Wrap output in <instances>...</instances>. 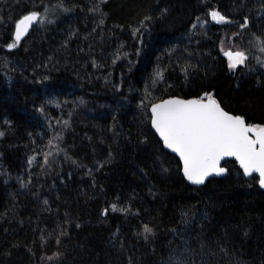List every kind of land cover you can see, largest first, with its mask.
Wrapping results in <instances>:
<instances>
[{
  "label": "trees",
  "instance_id": "16d2710c",
  "mask_svg": "<svg viewBox=\"0 0 264 264\" xmlns=\"http://www.w3.org/2000/svg\"><path fill=\"white\" fill-rule=\"evenodd\" d=\"M91 1L0 0V264H264L257 175L226 160L223 177L188 184L149 111L210 95L264 126V69L222 56L264 59V0H101L86 41ZM33 12L43 21L9 49ZM68 28L82 35L64 52L53 38ZM99 51L114 54L105 68Z\"/></svg>",
  "mask_w": 264,
  "mask_h": 264
},
{
  "label": "snow or ice",
  "instance_id": "6c2138e0",
  "mask_svg": "<svg viewBox=\"0 0 264 264\" xmlns=\"http://www.w3.org/2000/svg\"><path fill=\"white\" fill-rule=\"evenodd\" d=\"M210 15L218 23L227 22L216 11ZM42 21L43 18L35 12L20 19L15 24V38L9 49L20 43L33 24ZM247 23L245 20L241 27L246 28ZM226 55L230 69L243 65L248 58L239 51H229ZM206 100H167L151 108L152 127L164 146L179 156L184 177L192 184H204L207 177L225 173L221 160L234 157L245 176L258 174L259 184L264 188V127L246 125L243 118L223 111L210 95ZM48 155L51 153L45 154L46 163ZM144 232L150 235L152 229L145 226ZM174 264L184 262L176 260Z\"/></svg>",
  "mask_w": 264,
  "mask_h": 264
},
{
  "label": "rangeland",
  "instance_id": "374dc122",
  "mask_svg": "<svg viewBox=\"0 0 264 264\" xmlns=\"http://www.w3.org/2000/svg\"><path fill=\"white\" fill-rule=\"evenodd\" d=\"M101 0H92L90 3H89V5L87 6V8L85 9V10H82L81 12H80V18H81V20H82V18L85 20V22H84V24H82V27H83V29H85V35H82V32H80L79 33V31L78 32H76V31H73V30H71V29H67V30H65V31H61L60 33H58L59 35H57V36H55L53 39H55L56 41H57V39H58V37L60 38V43H59V47H60V45H62V46H64L65 47V50H64V52H66L68 49L69 50H71L72 49V46H71V44H70V42L73 40V38H74V36L75 35H78V38H80V36L79 35H82L81 36V39L82 40H87V38L88 37H90L93 33H94V31H92L91 29L92 28H94L96 25H97V13H98V7H97V5H98V3L100 2ZM210 20L213 22V23H217V24H219L218 22H216V21H214V20H212V18H211V15H210ZM226 20V19H225ZM227 21V20H226ZM88 22L90 23L91 22V24H90V27H91V29L89 28L88 29V26H87V24H88ZM205 25H207L206 23H205ZM33 29V28H32ZM31 29V30H32ZM87 29V30H86ZM84 33V32H83ZM65 37H66V39H65ZM69 40V41H68ZM253 41H254V44L256 45V46H258V44H259V40L258 39H253ZM261 45H259V47H260ZM78 47V46H77ZM79 49L78 48H76V51H75V53L78 51ZM83 51V50H82ZM100 53V58H99V63L101 64V66H102V68H105L106 66H107V64H109L110 63V61H111V58H113V56H114V54L112 55V54H110V53H112V52H105V53H102V51L100 52H98V54ZM247 60L245 61V63L243 64V65H240L241 66V68H243V69H245V70H250V69H256V68H259V69H264V59L263 58H261L260 56H257L255 59H254V63H253V65H250V60H251V55H247ZM55 58V57H54ZM51 59H53V57L51 58ZM39 61H40V54L39 53H36V54H34V58L31 60L30 59V61H29V63H30V66L31 67H33V69H39L40 70V72H41V74H42V76L43 77H45V76H47V74H46V70H49V69H52V68H50V63L51 62H48L49 61V59H47L45 62H44V64L43 65H41L40 63H39ZM71 63V65H77L78 64V61L77 60H74V61H72V62H70ZM88 63V62H87ZM93 63H95V62H93ZM18 64V63H17ZM97 65H98V63H97ZM84 67V64L83 65H81V67ZM53 67V66H52ZM28 162H27V164H26V167H25V171H26V169L28 168Z\"/></svg>",
  "mask_w": 264,
  "mask_h": 264
},
{
  "label": "water",
  "instance_id": "95a60500",
  "mask_svg": "<svg viewBox=\"0 0 264 264\" xmlns=\"http://www.w3.org/2000/svg\"><path fill=\"white\" fill-rule=\"evenodd\" d=\"M30 14H31V13H30ZM22 18H23V17H22ZM22 18H21V19H22ZM34 25H35V24H33V25L29 28V31H28L23 37H25V36L31 31V29L33 28ZM14 37H15V29H14ZM23 37H22V38H23ZM229 51H231V50H227V51H225V52L222 54V56H223L224 58H226L227 61H229V58H228V56L226 55V53L229 52ZM231 52H232V53H235V52H238V51H231ZM177 99H178V100H183V101L199 100V99H195V98L183 99V98H180V97H171V98H167V99H164V100H162V101H159V102H157V103H154V104L150 107V110H149V111H150V127H151V130H152V131L154 132V134L156 135V137L158 138V140L161 142L163 149H164L165 151H167L168 153L172 154V155H173L174 157H176V159L179 161V163H180V167H181V174H182L184 180H185L188 184H192V183H190V182L184 177V175H183V164H182V161L180 160L179 156H178L176 153L172 152L170 149H168V148H166V147L164 146L163 141L161 140L159 134L155 131V129L152 127V124H151V116H152L151 108H152L155 104H160V103H163V102H165V101H167V100H177ZM213 99H214V98H213ZM204 101L207 102L206 99H204ZM220 107H221V106H220ZM221 109H222L223 111H225L226 113H228V114L234 116V117H240V116H235V115H233L232 113L227 112V111L224 110L222 107H221ZM241 118H242V117H241ZM245 123H246V122H245ZM246 125H248V126H253V127H257V126H255V125H251V124H247V123H246ZM260 127H264V126H260ZM226 160H233V161H235L236 164L240 167L239 162H238L237 160H235L234 157H226V158H224L223 160H221L220 165H221L222 167H223L222 164H223ZM223 168H224V167H223ZM224 169H225V168H224ZM240 169H241V167H240ZM241 170H242V169H241ZM242 172H243V170H242ZM225 173H226V171H225ZM225 173H224L223 175H220V176H216V175L209 176V177L206 178L205 182H206L207 180H209V179H212V178H221V177H223V176L225 175ZM254 174L257 175V177H258V179H259L258 174H256V173H254ZM192 185H195V184H192ZM201 185H203V184H201ZM199 186H200V185H199ZM259 186H260V184H259ZM260 188H261L262 190H264V188H262L261 186H260Z\"/></svg>",
  "mask_w": 264,
  "mask_h": 264
},
{
  "label": "bare ground",
  "instance_id": "6f19581e",
  "mask_svg": "<svg viewBox=\"0 0 264 264\" xmlns=\"http://www.w3.org/2000/svg\"><path fill=\"white\" fill-rule=\"evenodd\" d=\"M97 23H98V21H97ZM69 41V40H68ZM87 41V40H86ZM254 63V62H253ZM264 73V72H263Z\"/></svg>",
  "mask_w": 264,
  "mask_h": 264
}]
</instances>
